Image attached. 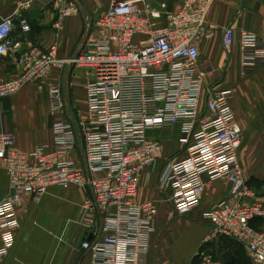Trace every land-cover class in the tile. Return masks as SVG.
<instances>
[{"label":"built area","instance_id":"1","mask_svg":"<svg viewBox=\"0 0 264 264\" xmlns=\"http://www.w3.org/2000/svg\"><path fill=\"white\" fill-rule=\"evenodd\" d=\"M214 0H184L180 9L165 12V25L152 22L159 10L145 0H109L78 45V52L57 58L55 44L47 49L27 39L30 25L21 11L33 0L19 2L6 32L0 37V57L21 66L13 79L0 77V100L29 84H40L55 67L88 72L85 86V118L69 119L52 126L49 145L28 153L14 148L13 134L0 133V164L8 179V196L0 202V258L8 255L20 228L16 209L24 196L39 197L49 187L89 191L92 199L84 210L101 215V235L85 241L81 249L90 264H146L152 220L157 206L137 203L141 173L152 168L162 140H147L150 130L174 133L181 143L179 153L167 159L157 176L160 188L170 191L166 202L174 217L198 214L209 222L212 235L242 245L251 264H264V183L254 188L243 180L237 149L241 129L232 110L230 88L206 84L200 69L198 43L213 38L216 26L206 24ZM56 25L77 10L74 0H52ZM235 34L225 28L221 45L230 53ZM240 75H251L264 66V33L242 31L238 35ZM43 86L42 84H40ZM50 110L62 113L64 97L58 83L46 85ZM78 143L81 159L72 158ZM181 156V157H180ZM225 180L229 197L209 211H200L205 187ZM198 264H216L210 254Z\"/></svg>","mask_w":264,"mask_h":264},{"label":"crops","instance_id":"2","mask_svg":"<svg viewBox=\"0 0 264 264\" xmlns=\"http://www.w3.org/2000/svg\"><path fill=\"white\" fill-rule=\"evenodd\" d=\"M25 1L0 0V37L8 26L2 20L12 17L16 4ZM145 1L156 10L164 5V10H159L160 17L152 20L156 27H163L165 17L162 12L177 11L184 0ZM51 2L33 0L31 7L21 12L30 25L27 35L30 44L41 49L55 44L57 58L63 60L78 52L79 43L93 20L108 7L109 0H74L77 10L63 19L60 25H56L57 14ZM12 24L13 31H16L14 16ZM206 24L217 28L212 39H202L198 43L202 56L199 67L206 73V84H217L220 88L232 90L230 104L241 129L237 155L242 178L247 185L257 188L264 183V66L258 67L249 76L240 75L238 35L242 31L264 33V0H214L206 15ZM228 27L235 34L229 54L221 45L223 31ZM70 72L71 68L67 66L55 67L40 83L45 87L49 83L59 84L65 99L62 113L51 112L47 92L38 90L34 84L27 85L18 95L0 100V133L13 134L16 150L28 153L37 146L51 144L55 122L69 119L75 123L73 106L74 110L84 112L85 118L88 72L80 68L75 69V76H70ZM20 74L19 64L7 56L0 57V77L13 79ZM37 99H41L38 112L32 109L38 106ZM18 107H22L20 112ZM30 111L37 112L31 120L27 118ZM45 118L48 120H43ZM153 131L163 132L150 130ZM170 137L173 135L165 136L166 139ZM174 137L177 138V135ZM178 152L167 155L175 156ZM81 153L80 144L71 157L81 159ZM166 160L159 156L152 168L141 173L138 182L137 203L152 201L158 209L152 220L146 264H198L196 253L202 243L206 252H213L214 256L210 255L216 264H251L245 248L239 243L213 235L205 242L211 234L208 226L194 223L191 218L170 219L173 215L165 200L170 191L157 184L158 172ZM229 194L230 186L225 180L207 185L200 211H209ZM7 196L8 179L0 164V202ZM87 199H92L89 191L58 186L49 187L37 198L24 196L16 209L20 228L15 234L14 245L7 256L0 258V264H90V256L81 249V245L102 235L99 211L82 208ZM252 225L257 229L264 228V221L257 219Z\"/></svg>","mask_w":264,"mask_h":264},{"label":"rangeland","instance_id":"3","mask_svg":"<svg viewBox=\"0 0 264 264\" xmlns=\"http://www.w3.org/2000/svg\"><path fill=\"white\" fill-rule=\"evenodd\" d=\"M83 74V73H82ZM34 85H37V87H38V90L39 89H42V90H44V91H46V87L45 86H41L40 84H34ZM25 89V88H24ZM24 89H23V91H24ZM36 93H38L37 91H35ZM47 92V91H46ZM19 93H21V92H18L17 93V95L19 94ZM63 94V93H62ZM16 95V94H15ZM63 97H64V94H63ZM38 100V99H37ZM40 100L41 99H39L37 102H38V106H33L32 107V109H34L35 111H39V102H40ZM64 103H65V99H64ZM65 106V105H64ZM63 108H65V107H63ZM20 109V107H18V111L20 112L21 110H22V107H21V109ZM72 109V108H71ZM64 110V109H63ZM73 113H75L74 115H73V120H75V122H79V119H83L84 118V112H78V111H76V110H74V106H73ZM81 111V110H80ZM37 112H34V111H30V113H28V115H27V118L29 119V120H31L32 119V116H33V114L35 113V114H37ZM43 120H45V121H47L48 119L47 118H45V119H43ZM164 133V134H163ZM174 135H175V133L173 134V137H170L169 139H166L165 138V136H169V134H167V132L166 131H163V132H156V131H153V132H150V131H148L147 132V140L148 141H151V140H162V139H165L164 140V146H163V149L161 150V152H160V159H162V160H164V159H171L172 157H175L174 155H172L171 157H169L170 155H167L169 152H172V153H175L177 150L179 151V149H180V147H181V143H180V141L176 138V137H174ZM78 145H80V143H78ZM80 148V147H79ZM179 153V152H178ZM177 153V154H178ZM176 155V154H175ZM167 156V157H166ZM166 157V158H165ZM177 218H191V220H193V222L194 223H201V224H204V225H206V226H208L209 228H211V226H210V224H209V222H207V221H203L201 218H200V216L199 215H197V214H189V215H187V216H183V217H173L172 216V218H170L171 220H174V219H177ZM211 232V231H210ZM198 252L196 253V257L198 258V260H199V257H200V255L201 254H203L204 252L206 253V254H212L213 255V252H206L205 251V246H204V244L202 243L201 244V246L199 247V249L197 250ZM214 256V255H213ZM190 264V263H189Z\"/></svg>","mask_w":264,"mask_h":264}]
</instances>
